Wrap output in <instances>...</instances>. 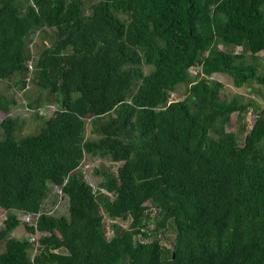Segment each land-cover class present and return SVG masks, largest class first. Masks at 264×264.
I'll use <instances>...</instances> for the list:
<instances>
[{
	"label": "trees",
	"instance_id": "obj_1",
	"mask_svg": "<svg viewBox=\"0 0 264 264\" xmlns=\"http://www.w3.org/2000/svg\"><path fill=\"white\" fill-rule=\"evenodd\" d=\"M260 52L264 0H0V82L55 105L17 135L19 104L0 92V264H264ZM215 73L257 84L262 104ZM85 155L118 164L93 186ZM53 188L66 213L45 210Z\"/></svg>",
	"mask_w": 264,
	"mask_h": 264
},
{
	"label": "rangeland",
	"instance_id": "obj_2",
	"mask_svg": "<svg viewBox=\"0 0 264 264\" xmlns=\"http://www.w3.org/2000/svg\"><path fill=\"white\" fill-rule=\"evenodd\" d=\"M47 44L48 40H43L41 41L38 37H35L34 40L29 44L31 47V52L36 55L37 50L40 48L41 44ZM222 49H227V47L220 45ZM240 51L241 48H236L235 51ZM259 57L262 59V63L264 66V54L263 52H260ZM144 71H147V67L143 68ZM193 74V72H191ZM26 79H28V75L24 76ZM212 77L220 82L223 83V88H222V93H224L226 96L230 97L231 95H241L243 99H253L254 101L258 102L260 105L262 104V100H260V97L258 96V85L255 83H252L250 86L244 85L241 87H235L232 83L231 77L226 74V73H215L212 75ZM186 91V85L185 84H178L176 85L175 89L170 91L169 93V100H175V99H180L183 98L184 94ZM0 92H3L4 94L8 96H13L19 106H16L12 110L13 115H19L21 119L24 120V125L21 128L20 131H18L17 135H22V134H27L30 132H35L38 127V120H36L34 117L35 115L33 114L35 110L38 111V113H44L46 116H49L52 114V112L55 109L54 104H43L41 106H37L36 103L33 108H28L25 106V97L23 93H30L31 98H37L38 96L34 93L35 89H33V86L31 84H27L23 90H19L18 88H8L5 86V83L0 82ZM262 107V106H261ZM4 117V114L0 113V119ZM252 119V115L247 113L245 116L244 120L242 122L246 123L247 125H250ZM230 130H235L238 128V125L236 123V114L233 113L231 116V122L230 125L228 126ZM237 139L238 143L241 144L243 142V137L245 135V132H240L238 131L237 133ZM87 136L88 133H87ZM118 163H114L108 159H102L94 156H89L85 155L84 159L82 160L79 169L82 170L83 175L85 179L95 186L98 181H100V174L95 173V168H100L103 167L107 170L110 171H115L116 166ZM57 192L55 188L52 189L50 195L46 198L45 200V210L54 213V214H62L66 213V199H63L59 197L57 194L56 198H53L52 194ZM55 199V204H52L51 201ZM5 217L4 212H0V227L2 226L3 218ZM31 217H36V215H33ZM104 223L107 224L109 221L107 216L104 217ZM119 224L120 227H126L128 225V220L126 219H117L116 220ZM149 227H153L152 224H149ZM24 230L22 229V225H19L16 227L12 232V236H16L18 238L23 237ZM165 238L167 240H162L163 245H167L168 247L171 246L170 240L172 239V233L171 232H165Z\"/></svg>",
	"mask_w": 264,
	"mask_h": 264
},
{
	"label": "clouds",
	"instance_id": "obj_3",
	"mask_svg": "<svg viewBox=\"0 0 264 264\" xmlns=\"http://www.w3.org/2000/svg\"><path fill=\"white\" fill-rule=\"evenodd\" d=\"M191 72H193V74H195L197 72V70L194 68L191 70Z\"/></svg>",
	"mask_w": 264,
	"mask_h": 264
},
{
	"label": "built area",
	"instance_id": "obj_4",
	"mask_svg": "<svg viewBox=\"0 0 264 264\" xmlns=\"http://www.w3.org/2000/svg\"><path fill=\"white\" fill-rule=\"evenodd\" d=\"M36 215V214H35ZM28 218H31V217H28Z\"/></svg>",
	"mask_w": 264,
	"mask_h": 264
}]
</instances>
